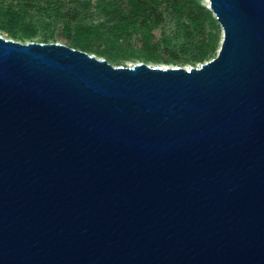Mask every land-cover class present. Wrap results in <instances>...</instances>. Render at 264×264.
<instances>
[{
  "label": "water",
  "instance_id": "water-1",
  "mask_svg": "<svg viewBox=\"0 0 264 264\" xmlns=\"http://www.w3.org/2000/svg\"><path fill=\"white\" fill-rule=\"evenodd\" d=\"M197 66L0 34V264H264V0H206Z\"/></svg>",
  "mask_w": 264,
  "mask_h": 264
},
{
  "label": "trees",
  "instance_id": "trees-1",
  "mask_svg": "<svg viewBox=\"0 0 264 264\" xmlns=\"http://www.w3.org/2000/svg\"><path fill=\"white\" fill-rule=\"evenodd\" d=\"M90 1L54 0L55 15L48 14L47 23L27 21V9L13 1L2 9L1 27L6 37L24 39L37 27L52 26L43 42H63L109 62L138 54L157 63L195 64L212 58L220 46V24L202 0H107L120 13L111 26L66 16L67 4L88 8Z\"/></svg>",
  "mask_w": 264,
  "mask_h": 264
},
{
  "label": "rangeland",
  "instance_id": "rangeland-1",
  "mask_svg": "<svg viewBox=\"0 0 264 264\" xmlns=\"http://www.w3.org/2000/svg\"><path fill=\"white\" fill-rule=\"evenodd\" d=\"M18 2L21 3L25 9H27V21L33 22H48V14L55 15V10L52 9L54 0H2L0 1V34L5 36V32L2 29V17L1 12L4 7L7 6L10 2ZM51 1V3H50ZM203 4H206V0H202ZM50 5V6H49ZM67 4L66 11L68 14L66 16L73 17L78 20H85L88 22H92L95 24H107L109 26L113 25L120 19V13L114 12L110 7L107 0H91L89 7L86 8V4H78L74 5V7H69ZM61 16V15H59ZM52 26L49 29H45L43 27H37L34 33L30 37H25L24 39H15L24 43L35 41V42H43L45 33H48V36H51ZM6 37V36H5ZM10 38V37H7ZM19 38V37H18ZM14 39V38H13ZM50 42H53L50 39ZM217 52L213 57H215ZM212 57V58H213ZM211 59V58H210ZM209 60V59H208ZM207 61V60H206ZM114 65H127L130 66L134 63L146 62L148 64H161L168 66H197L201 62H196L195 64L186 63V64H165V63H157L154 61H147L145 56L135 55L128 58H119L116 61H110Z\"/></svg>",
  "mask_w": 264,
  "mask_h": 264
}]
</instances>
